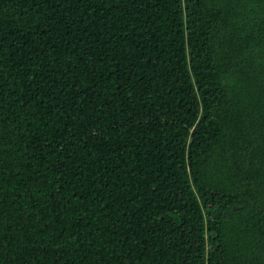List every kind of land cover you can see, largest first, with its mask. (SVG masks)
Instances as JSON below:
<instances>
[{"label": "trees", "instance_id": "1", "mask_svg": "<svg viewBox=\"0 0 264 264\" xmlns=\"http://www.w3.org/2000/svg\"><path fill=\"white\" fill-rule=\"evenodd\" d=\"M0 264H264V0H0Z\"/></svg>", "mask_w": 264, "mask_h": 264}]
</instances>
